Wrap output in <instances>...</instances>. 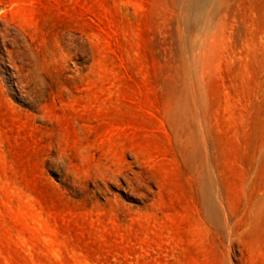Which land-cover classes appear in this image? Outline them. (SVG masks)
<instances>
[{
    "label": "rangeland",
    "instance_id": "rangeland-1",
    "mask_svg": "<svg viewBox=\"0 0 264 264\" xmlns=\"http://www.w3.org/2000/svg\"><path fill=\"white\" fill-rule=\"evenodd\" d=\"M0 264H264V0H0Z\"/></svg>",
    "mask_w": 264,
    "mask_h": 264
}]
</instances>
